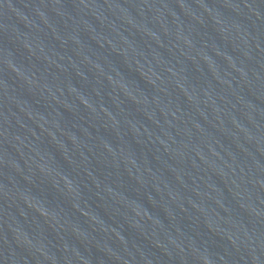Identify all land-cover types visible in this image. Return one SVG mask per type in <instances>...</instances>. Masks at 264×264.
I'll return each mask as SVG.
<instances>
[{
	"label": "water",
	"instance_id": "1",
	"mask_svg": "<svg viewBox=\"0 0 264 264\" xmlns=\"http://www.w3.org/2000/svg\"><path fill=\"white\" fill-rule=\"evenodd\" d=\"M0 264H264V0H0Z\"/></svg>",
	"mask_w": 264,
	"mask_h": 264
}]
</instances>
